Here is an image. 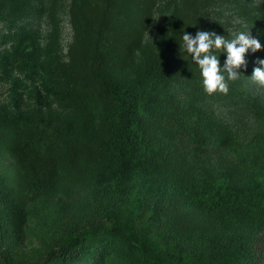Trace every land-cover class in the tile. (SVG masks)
<instances>
[{
	"label": "trees",
	"instance_id": "1",
	"mask_svg": "<svg viewBox=\"0 0 264 264\" xmlns=\"http://www.w3.org/2000/svg\"><path fill=\"white\" fill-rule=\"evenodd\" d=\"M61 2L0 0V264H264V0H68L65 54ZM198 30L260 39L227 94Z\"/></svg>",
	"mask_w": 264,
	"mask_h": 264
},
{
	"label": "clouds",
	"instance_id": "2",
	"mask_svg": "<svg viewBox=\"0 0 264 264\" xmlns=\"http://www.w3.org/2000/svg\"><path fill=\"white\" fill-rule=\"evenodd\" d=\"M180 47L198 66L204 91L211 95L227 94L229 82L240 77L239 69L247 67L246 53L261 50L260 39L248 31H239L231 39L209 30H198L195 35L183 32ZM226 54L221 65L220 55ZM253 68L252 81L264 85V59L258 58Z\"/></svg>",
	"mask_w": 264,
	"mask_h": 264
},
{
	"label": "rangeland",
	"instance_id": "3",
	"mask_svg": "<svg viewBox=\"0 0 264 264\" xmlns=\"http://www.w3.org/2000/svg\"><path fill=\"white\" fill-rule=\"evenodd\" d=\"M67 5H68V0H62L59 10V20L61 25V48L64 54L67 52L68 45L72 41V37H73V30L69 21ZM160 19L161 18L159 17L155 18L153 24L151 25V29L148 32L149 37H152L157 34L159 26L161 24ZM35 28L41 43L45 44L49 38L51 22L47 19L46 16H42L41 18L37 19V24ZM3 45L4 44L0 45V48H2ZM4 75L10 77L20 76V74L16 71L12 72L11 75H9L7 74L6 71L3 70V68L0 67V102L9 97V89H8L9 81L6 79ZM25 89L28 88L25 87ZM39 241L40 240L38 239V237L32 236L31 242L24 243L22 247H25V249H29L30 247L37 245Z\"/></svg>",
	"mask_w": 264,
	"mask_h": 264
}]
</instances>
